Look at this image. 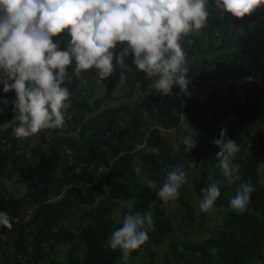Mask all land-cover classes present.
Masks as SVG:
<instances>
[{"label":"trees","instance_id":"obj_1","mask_svg":"<svg viewBox=\"0 0 264 264\" xmlns=\"http://www.w3.org/2000/svg\"><path fill=\"white\" fill-rule=\"evenodd\" d=\"M212 2L213 0H208L207 10L210 15L206 27L195 31L210 41L218 28L222 29L223 34H227L229 30H240L247 36L248 47L233 50L228 47L212 60L202 59L193 64L190 61L198 54L199 40L191 33L181 38L188 67L186 78H193L198 87L207 88L212 80L207 68L218 64L224 73V82L218 87H208L200 99L183 98L182 122L187 128L201 132L203 145L189 149L183 143L180 150L186 160L196 162L201 168L193 188L195 194L200 196L202 189H206L211 183L226 180L223 174L209 173L211 166L220 164V158L216 156L220 149L212 141L220 137L222 128H226V136L235 141L240 149L233 156V163L239 165L242 180L251 181L255 191L251 194L246 210L242 213H227L221 228L212 235L188 242L168 241L165 256L175 264H264V135L260 137L257 145L263 155L260 174L257 173V156L249 135L264 114V19L261 17L262 12L256 9L240 18L225 11L221 18H218L212 8ZM69 39L68 29L52 37L53 42L59 45L58 50H66ZM123 43L118 42L112 51L119 54ZM242 57L246 58L244 65L239 62ZM132 61V54L124 58L125 64L133 72L131 86L141 81L138 102L99 111L85 100L74 102L67 109V123L71 125V130L76 132L74 139L59 137L57 140H46L45 134L50 129L37 133L45 149L34 148L30 151V157L35 160V184L27 182L29 170L23 165L21 157L14 153L16 137L12 133L14 134V128L20 123L15 119L18 113H0V130L5 133L11 145L9 148L0 149V179L14 178L15 182L26 187L24 193L18 197H7L3 200L0 196V203L8 208H22L25 205L36 208L28 224L14 226L10 230L0 225V258L6 260V263L21 264L16 257L26 256L29 249V264H39L42 261L59 264L48 258L53 248L77 241L81 246V257H74L70 247L65 251V259L61 264H119L117 260L122 257V253L106 245L111 233L123 225L113 223L110 208L103 200H95L93 185L88 184L82 191L52 201L63 187L83 180L89 165L103 170L99 180L109 200L130 203L129 209L121 210L122 220L130 212H151L153 215L154 230L148 233L149 240L129 256L134 257L141 251H147L148 246L164 245L175 233L170 210L181 209L188 221L192 220L193 211L184 200L178 198L175 201L176 206H172L171 202L164 205L157 193L150 192L145 187L135 189L132 186L139 177L137 166L143 167L147 181L157 182L160 172V164L153 155L141 153L134 157L132 143L144 136L145 148L162 153L163 144L158 131L175 129L179 116L164 110L161 104L183 97L179 86L175 84L171 95L165 96L157 92L154 88L155 77H147L144 72L136 69ZM74 67V61L67 66V72L72 79H66L63 85L69 89L71 96L78 90L81 82L90 81L99 71L93 67L86 71L81 70L80 75L76 76ZM121 72L122 69L115 68L112 75L106 77L104 100L110 97L119 83ZM5 79L3 70H0V104L5 105L6 101V106L14 108L16 93L14 90L7 93L3 91ZM87 114H90V117H86ZM118 118L126 119V126L122 129L123 143L100 136L114 126ZM5 123H8L7 128L3 126ZM61 145L70 149V161H62L64 157L61 151H58V146ZM162 158L167 170L177 166L172 156L163 154ZM61 162L59 172L55 173ZM238 185L239 182L233 184L235 191ZM223 195L224 190L221 188L213 209L228 206V200ZM78 208L81 209L79 225L74 229L65 227L64 222ZM198 217L204 219L205 212L199 210ZM11 230H17V235L9 242L7 234ZM8 247L13 251L12 258L3 252L4 248ZM148 256L150 257L149 253Z\"/></svg>","mask_w":264,"mask_h":264},{"label":"clouds","instance_id":"obj_2","mask_svg":"<svg viewBox=\"0 0 264 264\" xmlns=\"http://www.w3.org/2000/svg\"><path fill=\"white\" fill-rule=\"evenodd\" d=\"M208 0H0V70L3 91L16 93L14 128L17 138L34 136L44 129L64 126L71 93L64 87L72 77L67 66L75 62L74 73L95 68L103 80L114 72L113 59L128 69L124 58L132 54L136 69L147 77H155L154 88L162 95H171L173 85L187 95L189 80L186 53L181 38L193 30L207 25L210 15ZM264 5V0H215V6L233 17H244ZM68 29L70 39L66 50H58L53 36ZM118 42H127L119 54L114 53ZM192 43V41H188ZM54 70L55 73H54ZM130 71V69H129ZM120 80H125L123 72ZM9 81H13L9 83ZM6 105V101H4ZM2 110V109H0ZM5 128L8 123L3 124ZM192 131L183 143L192 149L196 146ZM220 151V168L229 184L239 182L229 206L237 212L246 210L255 191L251 181H244L240 167L233 163L239 146L226 136L222 128L220 137L212 141ZM139 172V167H136ZM188 173L182 165L167 170L157 196L164 205H175L179 190L187 182ZM156 189L157 182L148 180ZM199 204L202 212L209 211L220 196L216 182L202 189ZM11 218L0 212V225L12 228ZM122 227L114 230L106 247L119 250L124 259L141 248L154 230L151 212L128 213Z\"/></svg>","mask_w":264,"mask_h":264},{"label":"rangeland","instance_id":"obj_3","mask_svg":"<svg viewBox=\"0 0 264 264\" xmlns=\"http://www.w3.org/2000/svg\"><path fill=\"white\" fill-rule=\"evenodd\" d=\"M212 8L215 11V14L218 18H221L222 14L225 12L222 9H219L215 6V0L212 2ZM261 12V11H259ZM261 17L264 19V12L261 13ZM194 37L199 40V51L195 58H193L190 63L196 64L202 59L212 60L217 56H220L227 48L233 50L236 48L248 47L247 36L240 30L235 32L228 31L227 34H223L222 29L218 28L214 31L210 41H207L205 36L193 30L190 32ZM55 37V36H53ZM264 39V35H263ZM264 41V40H263ZM257 44V43H256ZM127 46V42L123 43V48ZM183 47V46H182ZM123 48L120 52H122ZM184 51L185 48L183 47ZM240 64L244 65L246 63V58H239ZM114 69L120 68L123 70L125 75L124 81H119L117 86L114 88L108 99H103L105 79L100 80L98 72L96 75L90 79V81L79 84L78 90L69 98L70 106L79 100H85L86 103L90 104L92 108L97 107V111L104 108L113 107V106H124V105H133L138 102L139 98V85L141 81L136 82L131 86V79L133 77L132 70L121 68L117 63L113 64ZM130 69V71H129ZM209 76L212 78L211 83L208 87H218L224 82V73L219 68L218 64L211 65L207 68ZM189 84L187 86V95L182 93V98L166 103H162L161 106L164 110H169L173 115L179 116V123L172 130H159L158 133L161 137L163 149L162 153L157 152L155 149L145 148L143 146L144 136L135 142L132 143V149L134 157L136 158L141 153H147L153 155L157 162L160 164L159 180L157 181V188L153 189L148 186V181L145 179V173L142 166L139 165L138 179L133 183V188L138 189L140 187H145L150 192L157 193L160 185L163 183L165 173L167 171V166L163 160V154H167L173 157V161L177 165H182L183 168L188 173L187 182L181 186L179 190L180 199L187 202L193 211L192 220L189 222L186 214L181 210H170L169 215L172 219V224L175 233L172 234L164 243L158 247L148 246L147 251H141L137 256H129L127 259H124L123 256L117 260L119 264H161L163 262L169 264L173 263L172 259L165 256L168 246V241L175 240V242H188L194 240L203 239L209 235H212L213 232L220 229L222 223L225 219V216L229 212H236L229 206V201L232 197L235 196L236 191L233 188V184H229L226 180L223 182H216L219 186V189L224 190L223 197L228 200V206L225 208L213 209L205 212L204 219H199V204L203 199L202 195L198 196L194 192V184L197 181L198 173L200 171V166L194 161H188L183 157V153L180 148L183 144V140L186 136L190 135L192 131H196L199 135L194 136L193 139L196 141L195 147H201L203 145L202 134L199 130L189 129L182 122L181 109L183 105V98L195 97L200 99L201 94L207 89L205 87H198L197 83L193 78H189ZM102 100V101H101ZM0 113H14L16 112L15 107H9L3 104H0ZM86 117H90V114H87ZM69 120L65 121V124L61 128L50 129L48 133L45 134L46 140H54L59 137H65L69 139H74L76 137V132L71 130V125L68 124ZM126 126L125 118H118L117 123L110 127L108 130H105L100 134L101 137H106L111 140L120 141L123 143V134L122 129ZM14 136V134L12 133ZM251 142L255 147V154L257 156V173L260 174L262 167L263 155L259 152L257 147L258 141L262 135H264V114L262 115L259 122L253 127L249 133ZM11 145L7 140V136L3 131L0 130V149L9 148ZM34 148L45 149V145L41 143L37 134L28 138H17L16 137V147L14 153L21 157L23 165L29 170V184H35L37 182V175L34 171L35 160L30 157V151ZM67 148L65 146H58V151L62 153L63 149ZM62 161H68V159L63 158ZM62 165V162L57 166L56 172H59V169ZM103 172L97 166L89 165L87 167V175L83 180L76 181L68 186L63 187L60 191L57 192L52 201L66 196L73 195L77 191H82L86 185H93L95 200H103L110 208V218L113 223H122L120 217L121 210L123 208L129 209V202H119L111 201L106 196V191L99 180L100 174ZM210 174H223L220 166L214 165L209 168ZM26 187L24 184L15 182V179H0V196L5 200L7 197L15 198L20 196ZM32 205H25L22 208H8L3 203H0V212L7 213L11 220L12 227L28 224L33 218L32 214ZM81 209L78 208L72 212L70 217L64 222V226L69 229H74L79 225V213ZM33 225V223H32ZM31 225V226H32ZM26 229H24L25 231ZM17 235V230H11L7 234L8 241L10 242ZM72 247L73 256L76 258L81 257V246L77 241H73L69 245L59 246L53 248V252L48 256L49 259L54 260L57 263H61L65 259V251ZM152 251V252H151ZM8 257L12 258L13 251L10 247L4 248L3 251ZM148 253L150 257L148 256ZM17 261L21 264H29L30 262V251L27 249V255L24 257H17ZM190 261L191 258H186ZM0 264H8L6 260L0 258ZM39 264H48L46 261H42Z\"/></svg>","mask_w":264,"mask_h":264},{"label":"built area","instance_id":"obj_4","mask_svg":"<svg viewBox=\"0 0 264 264\" xmlns=\"http://www.w3.org/2000/svg\"><path fill=\"white\" fill-rule=\"evenodd\" d=\"M256 10L263 12L264 11V5H260L259 7L256 8ZM62 157L66 158V159H68V161H70V159H71V151H70V149L64 148L63 151H62Z\"/></svg>","mask_w":264,"mask_h":264},{"label":"crops","instance_id":"obj_5","mask_svg":"<svg viewBox=\"0 0 264 264\" xmlns=\"http://www.w3.org/2000/svg\"><path fill=\"white\" fill-rule=\"evenodd\" d=\"M14 136H15V135H14ZM32 209H33V210H32V214H34L35 209H36L35 206H34ZM17 257H18V256H17ZM17 257H16V258H17ZM63 261H64V260H62L61 263H62ZM61 263H60V264H61Z\"/></svg>","mask_w":264,"mask_h":264}]
</instances>
